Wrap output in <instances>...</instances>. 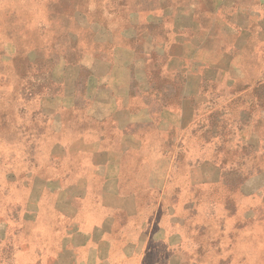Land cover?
Wrapping results in <instances>:
<instances>
[{
    "label": "crops",
    "instance_id": "crops-1",
    "mask_svg": "<svg viewBox=\"0 0 264 264\" xmlns=\"http://www.w3.org/2000/svg\"><path fill=\"white\" fill-rule=\"evenodd\" d=\"M194 2L163 10L162 0H157V9L130 10L126 0H114L109 10L79 14L89 19L81 25L89 31L87 55L80 61L60 57L76 74L73 91L59 96L63 108L58 130L71 129L73 136L68 148L59 144L58 160L60 167L62 162L74 163L58 171L64 179L59 202L62 193L69 203L74 201L63 206L73 211L69 218L92 206L107 213L86 221L73 217L75 257L82 250L88 251L83 255L88 259L110 257L109 235L125 241L121 257L137 259V264H212L210 245L220 248L215 243L225 235L194 233L193 202L172 203L171 194L193 193L197 184L212 180L207 175L195 182L188 153V139L203 141V132L210 130L208 124L195 123L198 108H207L203 112L210 119L232 104L208 109L211 98L225 93L236 99L248 92L241 87L209 90L208 83L240 72L247 57L250 76L243 80L251 83L249 97H257L264 86V74L257 73L258 65H264V0ZM99 13L126 20L120 27L98 26L90 18ZM81 79L78 97L75 83ZM70 177L74 182L66 180ZM146 193L160 197L151 201V217L136 221L131 213L146 202ZM131 226L142 228L134 233Z\"/></svg>",
    "mask_w": 264,
    "mask_h": 264
},
{
    "label": "rangeland",
    "instance_id": "rangeland-1",
    "mask_svg": "<svg viewBox=\"0 0 264 264\" xmlns=\"http://www.w3.org/2000/svg\"><path fill=\"white\" fill-rule=\"evenodd\" d=\"M136 1L126 0L127 8L157 9V0ZM194 3L162 0V9ZM113 7L114 0H0V264H137V259L121 257L125 241L116 235H109L113 240L110 257L88 259L83 256L87 250L75 257L73 217L86 221L107 211L103 215L92 206L69 218L73 211L63 206L75 205L74 201L69 203L62 193L59 202L58 193L64 180L58 177L59 169L74 165L69 160L60 167L58 160L59 144L68 148V138L73 136L71 129L58 130V112L63 108L59 96L73 91L76 74L60 57L66 54L82 60L89 40V31L81 27L89 19L82 18V13ZM102 13L90 22L120 27L126 20ZM166 22L163 25L168 26ZM242 59L240 72L208 83L209 90L241 87L249 92L251 83L243 79L250 76L245 66L250 59ZM257 70L262 76L264 65ZM233 77L234 81H228ZM81 81L75 83L78 97L83 92ZM248 92L236 99L226 98L225 93L211 98L208 109L232 104L227 112H213L210 119L203 112L207 108H198L195 123L208 124L210 130L203 132L204 143L202 138L188 139V153L193 156L195 182L207 175L212 180L197 184L193 193L171 194L172 203L193 202L194 233L225 235L215 243L219 250L210 245L212 264H264V86L257 97H249ZM79 103L85 104L82 99ZM203 133L198 131L199 136ZM66 180L74 182L72 177ZM159 197L146 193V202L130 218L147 221L151 201ZM130 228L137 233L142 226Z\"/></svg>",
    "mask_w": 264,
    "mask_h": 264
}]
</instances>
